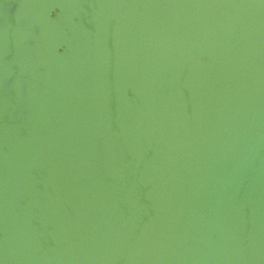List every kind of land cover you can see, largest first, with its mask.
I'll use <instances>...</instances> for the list:
<instances>
[{"label":"water","instance_id":"1","mask_svg":"<svg viewBox=\"0 0 264 264\" xmlns=\"http://www.w3.org/2000/svg\"><path fill=\"white\" fill-rule=\"evenodd\" d=\"M87 234L56 264H264V0H0V264Z\"/></svg>","mask_w":264,"mask_h":264},{"label":"bare ground","instance_id":"2","mask_svg":"<svg viewBox=\"0 0 264 264\" xmlns=\"http://www.w3.org/2000/svg\"><path fill=\"white\" fill-rule=\"evenodd\" d=\"M222 11H219L215 18V25L218 30L219 39L216 47V56L213 60V68L217 67L220 56L223 51L225 35L222 30ZM211 87V85H210ZM209 87V88H210ZM206 95V93H205ZM199 135V125L192 123L189 129L176 134L175 139L169 147H156L150 153V161L158 166L164 162L170 161L188 152L192 149L196 137ZM93 236L86 235L79 239H68L60 244L55 250L47 253L37 264H56L59 262H68L75 256V251L84 244L87 239H92Z\"/></svg>","mask_w":264,"mask_h":264}]
</instances>
